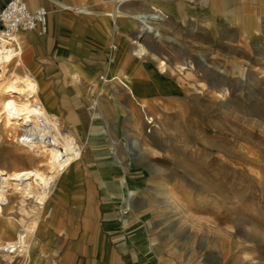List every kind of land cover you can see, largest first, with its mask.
Returning <instances> with one entry per match:
<instances>
[{"label":"rangeland","instance_id":"rangeland-1","mask_svg":"<svg viewBox=\"0 0 264 264\" xmlns=\"http://www.w3.org/2000/svg\"><path fill=\"white\" fill-rule=\"evenodd\" d=\"M116 2L105 0L91 8L111 11ZM126 10L134 11L131 5ZM138 16L144 30L140 33L137 23L133 32L115 33L117 38L109 35L98 68L96 64L93 68L92 64H75L80 72L91 68L92 75L83 74L82 81L75 80L69 67L63 75L44 76V91L50 93L52 105L61 109L73 128L79 122V112L89 127L96 110L102 118L96 132L87 131L86 167L50 206L48 200L37 232H24L20 196L9 194L1 210L0 242L21 236L27 241L13 249L10 264H97L101 258L115 264L116 256L109 253L106 258L95 250L94 243L89 251L71 252L70 230L82 219L98 224L108 211L107 216L120 224L119 230L107 237L114 252L118 243L129 238L133 212L140 215L145 211L137 204L147 197L156 208L157 229L164 235L162 242L155 238L158 243L148 253L151 264H196L200 260L264 264V39H259L264 35L239 30L243 22L233 24L227 15L209 23L169 18L161 24L160 33L153 28L166 19L163 11ZM29 32L38 37L43 34L38 30L19 33ZM135 34L140 37L134 40L142 41L149 52L142 57L133 50ZM85 35L89 40L91 35ZM149 35H156L157 41ZM169 36L176 41L168 40ZM22 40V60L34 67V62L41 61V53ZM112 44L117 45L113 69L104 75L108 79L103 84L104 56L111 54ZM159 58L169 64L160 77ZM186 59L194 61L193 68L180 74L177 67ZM184 71H188L186 75ZM224 88L228 92L221 97L217 91ZM146 113L153 123L145 119ZM66 131L64 127L63 133L77 141ZM0 134V165L31 167L32 159L9 138L1 118ZM125 176L131 181L129 193L120 187ZM147 187L162 190L149 194ZM124 196L130 197L132 205L125 218L120 212ZM49 208L51 215L46 218ZM26 246L28 259L24 256ZM179 250L186 256H162Z\"/></svg>","mask_w":264,"mask_h":264},{"label":"crops","instance_id":"crops-1","mask_svg":"<svg viewBox=\"0 0 264 264\" xmlns=\"http://www.w3.org/2000/svg\"><path fill=\"white\" fill-rule=\"evenodd\" d=\"M8 1L9 0H0V9L4 7ZM57 1L82 6L85 9L81 12L85 14L93 13L98 15H80L77 11H70V9L57 6ZM103 1L105 0H27L31 7L43 5L50 10V30L48 33H43L39 35V37L36 34H31L30 32L26 34L23 33L22 35L19 34L22 46V39H25L31 43L28 44L27 47H34L35 51L41 53L40 55L42 56L40 62H34V67H30L29 65L28 67L40 81L41 96L48 108L59 116L63 128L66 127L68 130L66 131L67 134L74 135L79 144L82 146L81 156L68 168H66L63 174L58 178L56 186L47 198L42 211L44 210L48 200L50 206L51 200L56 195L60 196L68 187H70L74 182V177H76L77 174L83 171L86 167L87 159L84 153V145L87 138V131L90 128L89 130L96 132L98 125L101 123L100 119L102 118V114L96 110L92 118V124L89 127L88 120L79 112V122L75 125V128H73L72 125L67 122L61 109L52 105V97L50 93L47 94L44 91L43 81H45V75H63L65 69L68 71L69 67H71L73 69V78L75 80L82 81L83 78L81 75H92V70L90 68L84 70V72H80L75 67V64H92V68L96 65L98 68L99 65H101V56L104 51L103 49L107 44L109 35L113 38H117L115 37V33L126 34L133 32V27L137 23L140 25L139 29L141 33L144 29L142 28L138 15L148 13L156 9L163 11L167 16L164 21L160 22L157 28H153L159 33L162 29L161 24L166 22L169 18L177 21H187L190 23H202L205 21L209 23L210 20H213L216 17L227 15L231 18H228V21H231L233 24L243 22V27H240V25L238 28L239 30L244 32L251 31L253 33L259 32L264 35V0H125L124 2L117 0L113 10L111 11H102L91 8V6H95ZM127 4L131 5L134 11L126 10V7L128 6ZM248 22H251V27L248 26ZM87 33L91 35L89 40L85 35ZM139 37L140 34H135L133 36V50L135 46L134 39H138ZM162 37L164 38L163 34ZM149 38H154L157 41L156 35H153V37L149 35ZM173 38L175 39V37L169 36L168 40H174ZM259 39L263 40L264 37L260 36ZM34 41H40V44H36ZM175 41L176 40L172 42ZM157 43H159V41ZM162 45L163 43H160L159 46L161 47ZM108 56L109 55L104 56L103 61L107 67L104 69L105 74H108L109 72L111 73V69H113L112 65L114 64L112 63L107 65L106 60ZM54 66H57L59 70H54ZM99 177L100 182H104L105 179L103 176L99 175ZM123 179L122 184H120L122 192L129 193L132 190L131 181L127 178V176ZM146 189L149 194H154L162 190L160 187H147ZM86 203L87 202H85V204ZM152 203L153 201L150 197H147V199H145L142 203H140V201L138 202V208L143 206L145 211L140 215L133 212L132 219L128 225V235L126 236L129 238L118 243L114 252L109 246L107 237L112 236L110 234L111 232L118 231L120 224L113 221L111 217L107 216L108 211H105V217L103 216L100 220H98V224L94 223L95 221L91 219H82V222L77 224V227L73 230L67 225L64 226L66 231L71 229L70 237H73V244L69 250L73 253H77L79 249L89 251L92 246L91 243H94L95 250L98 252L101 251L103 256L106 257L109 253L112 255L114 254L116 256L115 264H151L149 262L148 253L152 250L153 246L158 243L155 238L160 237L159 242H162L164 239L162 231L157 229L160 224H157V212L156 208L151 206ZM105 208L106 210H110L109 207ZM50 215L51 210L49 208L46 218ZM159 219L162 221V218L159 217ZM40 223L41 218L39 220V225ZM161 250L162 249L158 248V251ZM162 256L181 258L182 256L185 257L186 254L179 250L174 253H164ZM97 264L108 263L106 259L104 260L101 258L100 262Z\"/></svg>","mask_w":264,"mask_h":264},{"label":"bare ground","instance_id":"bare-ground-1","mask_svg":"<svg viewBox=\"0 0 264 264\" xmlns=\"http://www.w3.org/2000/svg\"><path fill=\"white\" fill-rule=\"evenodd\" d=\"M84 9L82 6L78 8L80 11ZM19 34L0 32V118L2 126L10 135L9 138L25 150L33 165L10 169L0 165V216L3 206L9 200V194H18L19 211L24 216L21 219L24 232L34 234L47 198L65 169L81 156L82 146L63 133L59 116L48 108L42 98L39 79L22 60L23 46ZM134 42L137 43L134 49L137 55L142 57L149 53L141 41ZM192 62V59L183 61L177 67L180 74L183 69H192ZM18 66H22L23 70H17ZM168 66L166 60L159 58L158 77L167 71ZM184 72L186 75L188 71ZM104 77L103 84L108 79ZM256 84L257 80L255 86ZM227 92L224 88L217 91V94L225 97ZM149 118L146 113L145 119L148 121ZM2 141L0 134V142ZM26 242L24 236L17 240L0 242V264L13 262V249ZM29 252V247L26 246V259L29 258Z\"/></svg>","mask_w":264,"mask_h":264},{"label":"built area","instance_id":"built-area-1","mask_svg":"<svg viewBox=\"0 0 264 264\" xmlns=\"http://www.w3.org/2000/svg\"><path fill=\"white\" fill-rule=\"evenodd\" d=\"M56 5L61 8L81 12L78 10L81 6L58 1L56 2ZM49 13L50 10L43 5L31 7L27 0H9L4 7L0 9V32L14 35L20 31L38 30L40 33H48L50 30ZM111 49L112 52L107 57L108 64H112L115 60L113 54L117 49V45H111ZM104 75L105 73L100 74V79L104 80ZM148 122L153 123V117L149 118ZM121 203L122 207L120 208V212L125 218V214H127L132 208L130 197H122ZM197 264L211 263L205 260H200Z\"/></svg>","mask_w":264,"mask_h":264}]
</instances>
